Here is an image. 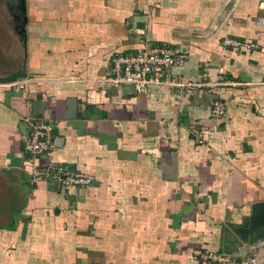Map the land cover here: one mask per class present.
Here are the masks:
<instances>
[{"label":"crops","instance_id":"0c3cea01","mask_svg":"<svg viewBox=\"0 0 264 264\" xmlns=\"http://www.w3.org/2000/svg\"><path fill=\"white\" fill-rule=\"evenodd\" d=\"M263 1L3 0L18 39L0 35V264H264ZM144 44L186 54L170 72L181 86L99 84L113 55ZM36 121L52 149L33 160ZM34 162L92 182L34 181Z\"/></svg>","mask_w":264,"mask_h":264},{"label":"built area","instance_id":"2783aa9c","mask_svg":"<svg viewBox=\"0 0 264 264\" xmlns=\"http://www.w3.org/2000/svg\"><path fill=\"white\" fill-rule=\"evenodd\" d=\"M259 8L264 10V1L260 2ZM259 25L264 26V15L257 19ZM222 43L226 48L233 50H250L253 45L242 42L231 37L222 38ZM187 56L181 50L175 49L166 44L151 45L144 44L134 53H117L109 61V65L100 80V85H110L116 88H129L136 96L147 92L153 84H171L181 86L176 82V78L170 76L172 69L181 68ZM30 79H23L4 85L6 88L15 91L25 90ZM226 115V103L222 99L211 101L210 117L220 120ZM51 124L44 122H31L29 132L24 140V151L33 159L46 154L52 149ZM31 175L34 181H45L59 184L62 188L88 185L92 182V177L83 172L72 171L66 166L48 163L40 167L35 162L31 167ZM202 257L217 264H258V259L253 254H247L240 261H235L229 256L204 252Z\"/></svg>","mask_w":264,"mask_h":264},{"label":"rangeland","instance_id":"374dc122","mask_svg":"<svg viewBox=\"0 0 264 264\" xmlns=\"http://www.w3.org/2000/svg\"><path fill=\"white\" fill-rule=\"evenodd\" d=\"M3 5H4L3 0H0V35L1 33L5 34L10 39V41H13L15 39L17 40L18 39L17 36H15L14 34H11V32L6 30L5 23L8 22L9 16L5 15V13L3 12ZM1 28L3 30H1ZM10 44H12V42ZM0 50L2 51L1 47H0Z\"/></svg>","mask_w":264,"mask_h":264},{"label":"water","instance_id":"95a60500","mask_svg":"<svg viewBox=\"0 0 264 264\" xmlns=\"http://www.w3.org/2000/svg\"><path fill=\"white\" fill-rule=\"evenodd\" d=\"M179 220H180V216L179 215H175L174 221H173V227H178Z\"/></svg>","mask_w":264,"mask_h":264}]
</instances>
